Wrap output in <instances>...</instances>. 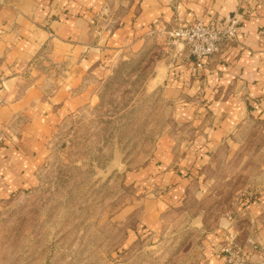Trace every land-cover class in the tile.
I'll return each mask as SVG.
<instances>
[{"label": "rangeland", "instance_id": "374dc122", "mask_svg": "<svg viewBox=\"0 0 264 264\" xmlns=\"http://www.w3.org/2000/svg\"><path fill=\"white\" fill-rule=\"evenodd\" d=\"M124 2L101 5L93 33L113 30ZM171 28L148 27L139 50L85 77L77 92L87 99L43 134L30 179L0 193V264H200L220 221L264 190L256 119L241 116L195 170L179 166V145L192 140L164 84L178 51ZM35 64L46 81L62 80L60 65ZM161 139L172 166L159 164Z\"/></svg>", "mask_w": 264, "mask_h": 264}, {"label": "crops", "instance_id": "0c3cea01", "mask_svg": "<svg viewBox=\"0 0 264 264\" xmlns=\"http://www.w3.org/2000/svg\"><path fill=\"white\" fill-rule=\"evenodd\" d=\"M106 1L112 2L0 0V193L30 179L43 150V134L87 99L85 88L77 92L85 77L103 75L118 51L139 50L151 26L196 20L221 24L233 13L240 18L236 41L222 43L220 52L205 57L201 67L185 50L176 51L163 77L176 119L192 140L186 137L184 146L179 145L183 171L198 168L204 151L222 143L241 116L256 119L264 129V0H182L175 5L125 0L114 8V29L96 35L98 8ZM39 59L60 65L62 80L43 79L35 66ZM160 142L159 164L172 166L175 154L164 139ZM227 231L235 232L241 243L249 238L264 244V190L239 201L220 221L200 264L222 263L219 245Z\"/></svg>", "mask_w": 264, "mask_h": 264}, {"label": "built area", "instance_id": "2783aa9c", "mask_svg": "<svg viewBox=\"0 0 264 264\" xmlns=\"http://www.w3.org/2000/svg\"><path fill=\"white\" fill-rule=\"evenodd\" d=\"M239 17L234 14L221 24L210 20H196L182 24L168 31L173 43H177L178 51L185 50L192 57L197 67L203 66V59L218 53L222 43L236 41ZM219 251L222 264H264V244L247 239L245 246L237 241L235 232L227 231Z\"/></svg>", "mask_w": 264, "mask_h": 264}, {"label": "water", "instance_id": "95a60500", "mask_svg": "<svg viewBox=\"0 0 264 264\" xmlns=\"http://www.w3.org/2000/svg\"><path fill=\"white\" fill-rule=\"evenodd\" d=\"M228 18V17H227ZM163 77H164V75H163Z\"/></svg>", "mask_w": 264, "mask_h": 264}]
</instances>
